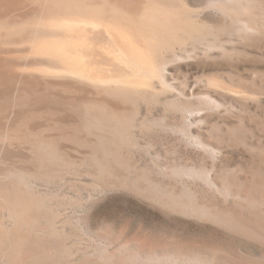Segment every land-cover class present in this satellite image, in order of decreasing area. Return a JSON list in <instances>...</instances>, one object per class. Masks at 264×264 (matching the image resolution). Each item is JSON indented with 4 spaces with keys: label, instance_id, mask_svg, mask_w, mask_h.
Instances as JSON below:
<instances>
[{
    "label": "bare ground",
    "instance_id": "1",
    "mask_svg": "<svg viewBox=\"0 0 264 264\" xmlns=\"http://www.w3.org/2000/svg\"><path fill=\"white\" fill-rule=\"evenodd\" d=\"M208 3L243 38L264 32L256 0ZM195 12L188 0H0V264H264V130L208 120L240 111L264 76L168 95L166 71L232 30ZM117 192L209 231L93 226Z\"/></svg>",
    "mask_w": 264,
    "mask_h": 264
},
{
    "label": "rangeland",
    "instance_id": "2",
    "mask_svg": "<svg viewBox=\"0 0 264 264\" xmlns=\"http://www.w3.org/2000/svg\"><path fill=\"white\" fill-rule=\"evenodd\" d=\"M188 1L190 7L196 10L195 14L202 19L209 22L220 20L223 22L224 20L223 23L231 25L228 26L232 30L223 31L224 33L221 32L218 35L215 46L209 51L210 56L196 60H183L179 65L166 71L167 83L171 90L168 95H179L183 91L190 92L191 90H194L195 93H202L206 90L204 83L209 78L220 79L219 81L224 85L250 80V78L256 79L257 82L260 81L259 76H264V32L243 38L240 31L237 30L239 23L235 20L232 22L230 18L223 15L220 17V12L209 5L208 2L211 0ZM256 2L254 0L257 21L264 23V0H256ZM260 93L257 94L258 96L253 95L249 98L250 100L243 101L244 103L237 102L240 111H235L233 115L224 114L223 118L215 115L209 117V122L237 123L241 120L247 127H252L251 129L256 134L262 135L264 130V90ZM213 96L220 100L229 99L227 95L213 94ZM207 127L208 124H205L203 128ZM229 157L233 163L243 159L242 154L237 150L232 151ZM91 223L93 226L111 225L110 227L116 230L124 229L129 235H140L146 229H154L183 238H197L198 236L203 237L209 231L207 227L192 220L162 217L150 206L120 192L111 194L95 206Z\"/></svg>",
    "mask_w": 264,
    "mask_h": 264
}]
</instances>
